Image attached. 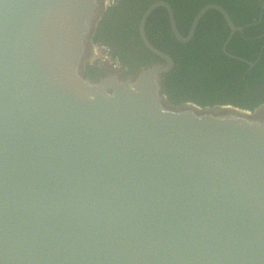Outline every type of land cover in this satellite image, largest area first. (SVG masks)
Returning a JSON list of instances; mask_svg holds the SVG:
<instances>
[{
	"label": "water",
	"instance_id": "water-1",
	"mask_svg": "<svg viewBox=\"0 0 264 264\" xmlns=\"http://www.w3.org/2000/svg\"><path fill=\"white\" fill-rule=\"evenodd\" d=\"M105 0H0V264H264V101L172 103L165 62L86 75ZM257 60V58H256Z\"/></svg>",
	"mask_w": 264,
	"mask_h": 264
},
{
	"label": "trees",
	"instance_id": "trees-1",
	"mask_svg": "<svg viewBox=\"0 0 264 264\" xmlns=\"http://www.w3.org/2000/svg\"><path fill=\"white\" fill-rule=\"evenodd\" d=\"M153 0H137L140 13L134 17L136 22L144 8ZM174 9L178 28L187 34L190 23L201 6L209 2H218L230 13L236 24L244 25L243 32L235 31L227 43V49L242 55L255 63L247 62L226 55L222 43L230 28L217 9H208L199 19L193 37L186 42L176 39L168 21L164 7H156L147 18L146 32L149 39L162 50L170 53L175 60L174 66L163 73V93L172 103L192 101L200 105L231 104L246 109H254L264 101V0H167ZM127 2V0H125ZM107 9L105 12H108ZM158 10L164 15L161 25L164 40L160 42L150 32V21L154 20ZM99 19L92 41L102 42L97 37L104 22V13ZM132 19V20H133ZM133 28V27H132ZM138 43L145 47L134 25ZM148 54L140 55L139 64L129 69L126 59H130L129 43L121 51V59L127 66L125 75H134L144 65L159 59L146 47ZM146 51V52H147ZM257 58V60H256ZM86 75L99 78L103 70L96 63H88Z\"/></svg>",
	"mask_w": 264,
	"mask_h": 264
},
{
	"label": "flooded vegetation",
	"instance_id": "flooded-vegetation-1",
	"mask_svg": "<svg viewBox=\"0 0 264 264\" xmlns=\"http://www.w3.org/2000/svg\"><path fill=\"white\" fill-rule=\"evenodd\" d=\"M154 1H156V0H153L152 2H154ZM152 2H150V3H152ZM150 3L144 8V10L142 11V13L140 15V18L136 22V18L135 19H133V18L136 17L140 13V4L137 2V0H127V2H125V0H105V2H104L105 8H104L103 12H105L109 8H112V9H110L108 12L104 13V15H105L104 16V22H102V28H100V33H98V35H97V37L102 39V42H100V41L94 42L95 57L90 63H96L97 67L99 69L103 70V73H104L106 67L109 68L110 67L109 65L114 66L113 64L115 63L116 66L117 67L119 66L122 69L123 73L125 74L124 69H126L127 66L125 65V63L121 59L122 53L119 49L124 48L127 43H129L131 46V54H132L130 59H126L127 65L129 66V69H134L139 64L140 55H145V58H147L146 56L148 54V51H147L146 47L159 57V59H157L155 61L165 62V60L162 56H160L156 52H154L145 43V41L141 35V32H140V24H141L142 15H143L145 9L150 5ZM157 6L158 7L162 6L166 9L167 15H168V21L170 24V29H171L173 35L176 37V39L179 41H182V40L177 38V36L175 35V33L172 29L168 8L162 4L157 5ZM157 6H155L154 8H156ZM152 10L150 11V13L152 12ZM150 13L147 15V17L145 19L144 30H145V35H146L147 39L153 45H155L149 39L147 32H146V22H147V18L150 15ZM102 15H103V13H102ZM102 15H101V17H102ZM174 16H175V14H174ZM163 22H164L163 12L161 10H158L154 20L150 21V23H149V25L151 27L150 32L152 34H154V36L156 38H159L160 42L167 40V39H164V33L162 31V28H161V25L163 24ZM135 24H137L138 34H139V36L143 42V45L146 46L145 50H144V47L142 48V44H140V42L138 43L139 38L136 36L135 29H134ZM176 24H177V21H176ZM190 25H191V23H190ZM177 27H178V25H177ZM179 31H180V29H179ZM182 42H186V41H182ZM223 43H224V41H223ZM223 43H222V46H223ZM222 51L224 52L223 47H222ZM226 55H228V54H226ZM155 61H152V62H155Z\"/></svg>",
	"mask_w": 264,
	"mask_h": 264
},
{
	"label": "built area",
	"instance_id": "built-area-1",
	"mask_svg": "<svg viewBox=\"0 0 264 264\" xmlns=\"http://www.w3.org/2000/svg\"><path fill=\"white\" fill-rule=\"evenodd\" d=\"M113 65H114V66H116V64H115V63H114Z\"/></svg>",
	"mask_w": 264,
	"mask_h": 264
}]
</instances>
